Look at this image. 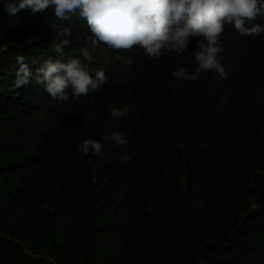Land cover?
<instances>
[{
    "label": "trees",
    "instance_id": "1",
    "mask_svg": "<svg viewBox=\"0 0 264 264\" xmlns=\"http://www.w3.org/2000/svg\"><path fill=\"white\" fill-rule=\"evenodd\" d=\"M54 26L72 28L63 59L82 58L92 33L78 15L59 21L52 6L10 15L0 0V264H264V34L235 38L227 78L180 80L174 70L197 67L190 54L154 70L101 44L88 49L90 69L106 63L97 92L54 100L35 78L10 91L18 54L34 73L58 58ZM124 105L116 120L146 160L116 169V148L81 155Z\"/></svg>",
    "mask_w": 264,
    "mask_h": 264
},
{
    "label": "clouds",
    "instance_id": "2",
    "mask_svg": "<svg viewBox=\"0 0 264 264\" xmlns=\"http://www.w3.org/2000/svg\"><path fill=\"white\" fill-rule=\"evenodd\" d=\"M49 6L59 21H70L73 16L84 20L92 33L85 41L89 47L81 49L82 58L63 59L64 49L72 43V28L54 26L57 38L52 40V51L58 57L44 60L35 69L29 67L28 57L18 54L19 65L10 91L35 83L54 100L67 102L69 97L79 99L102 88L108 81L106 63L99 68H89L96 57L89 52L101 44L128 54L137 52L154 62L172 57L192 56L189 72L181 66L173 77L184 81H199L203 75L212 79L227 78L228 67L234 64L235 38L261 37L264 34V0H4V10L10 15L31 9L34 15L46 11ZM260 22L254 23L252 22ZM264 41V38L261 37ZM103 53L106 48L101 49ZM116 58L133 65L128 57ZM35 64V61H32ZM94 72V76L90 75ZM122 82L118 80L116 83ZM160 102L156 94L154 100ZM89 103H94L90 100ZM129 106L111 108V120L99 121V128L107 130L98 141L85 139L78 145L81 155H106L116 148L113 165L126 168L127 162L140 158L146 160L140 141L116 119L129 114ZM169 147L157 152L158 165L167 160Z\"/></svg>",
    "mask_w": 264,
    "mask_h": 264
},
{
    "label": "rangeland",
    "instance_id": "3",
    "mask_svg": "<svg viewBox=\"0 0 264 264\" xmlns=\"http://www.w3.org/2000/svg\"><path fill=\"white\" fill-rule=\"evenodd\" d=\"M103 53V52H102Z\"/></svg>",
    "mask_w": 264,
    "mask_h": 264
}]
</instances>
